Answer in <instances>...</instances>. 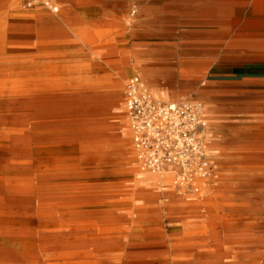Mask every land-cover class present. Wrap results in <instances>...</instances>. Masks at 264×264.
Here are the masks:
<instances>
[{
	"label": "rangeland",
	"instance_id": "374dc122",
	"mask_svg": "<svg viewBox=\"0 0 264 264\" xmlns=\"http://www.w3.org/2000/svg\"><path fill=\"white\" fill-rule=\"evenodd\" d=\"M58 1L70 6L77 24L71 28L75 34L61 39L58 53L50 51L47 74L63 91L57 96L79 100L77 107L69 108L71 121L63 129L86 133L98 127L108 135L105 139L112 152L107 164L99 155L89 164L84 153L74 163L83 172L95 170L90 176L95 183L88 188L92 194H110L111 227L123 231L114 239L121 243L122 264H198L196 252L180 238L183 230L199 232L212 224L238 227L236 220L227 218L240 210L264 209V163L255 156L264 150V140L255 135L264 130V68L225 56L226 42L217 36L211 22L215 16L209 13L214 0ZM229 1L236 7L247 2ZM7 2L24 14L34 13L35 9H23L19 0ZM103 20L117 27L99 25ZM119 44L126 48L119 49ZM140 57L148 61L154 75L142 76ZM122 58L129 68L121 81L123 118L111 105L112 81ZM134 75L149 87L156 102L203 105L207 127L201 141L211 173L196 184L197 191L171 184V195L165 197L163 185L153 181L157 200L134 202L144 194L138 181L156 175L141 170L131 146L124 86ZM97 99L104 105H88ZM121 125L127 131L133 167L121 163L114 149ZM85 142L81 139L79 144ZM216 197L221 198L215 201ZM240 226L250 227L249 222ZM178 245L182 251L172 253Z\"/></svg>",
	"mask_w": 264,
	"mask_h": 264
},
{
	"label": "bare ground",
	"instance_id": "6f19581e",
	"mask_svg": "<svg viewBox=\"0 0 264 264\" xmlns=\"http://www.w3.org/2000/svg\"><path fill=\"white\" fill-rule=\"evenodd\" d=\"M54 2L56 11L37 7L33 15L7 0L0 4V264H122L121 243L114 239L123 231L111 227L110 194H92L88 188L95 183L90 177L95 170L83 172L74 163L84 153L89 164L96 155L107 164L112 152L108 135L98 127L86 133L65 131L71 121L67 112L79 100L57 96L63 91L47 74L50 51L58 53L61 39L75 34L72 27L77 24L68 4ZM229 12L237 17L215 20L212 26L226 42L225 56L264 68V0H247L238 7L226 3L210 13ZM98 24L117 27L107 20ZM51 45L56 48L50 49ZM122 48L126 47L119 44ZM137 61L142 76L154 75L148 61L141 57ZM126 63L122 58L111 86V105L122 118ZM88 105L104 103L97 99ZM119 129L114 149L121 163L133 167L126 128ZM255 135L264 140V130ZM81 139L86 140L84 146ZM255 156L264 163V150ZM153 181L163 185L165 197L171 195L168 174L149 175L138 181L144 194L134 202L157 200ZM227 219L236 220L238 227L212 224L207 230L186 228L181 233L185 245L196 252L198 264H264V209L240 210ZM248 222L250 227L240 226ZM179 246L171 252H181Z\"/></svg>",
	"mask_w": 264,
	"mask_h": 264
},
{
	"label": "built area",
	"instance_id": "2783aa9c",
	"mask_svg": "<svg viewBox=\"0 0 264 264\" xmlns=\"http://www.w3.org/2000/svg\"><path fill=\"white\" fill-rule=\"evenodd\" d=\"M23 9L56 11L54 0H19ZM131 146L141 170L168 174L177 188L197 191L211 166L201 141L207 127L204 107L196 102H156L134 75L124 86Z\"/></svg>",
	"mask_w": 264,
	"mask_h": 264
},
{
	"label": "crops",
	"instance_id": "0c3cea01",
	"mask_svg": "<svg viewBox=\"0 0 264 264\" xmlns=\"http://www.w3.org/2000/svg\"><path fill=\"white\" fill-rule=\"evenodd\" d=\"M211 2H213V3H211ZM210 3H209V5H211L212 6V8H214L213 9V11L214 10H216V9H218V8H220V7H222V6H224L226 3H230L231 5H234L235 7H236V4H234V3H232L231 1H220V0H214V1H211ZM214 2L215 3H217V6H214ZM20 3V2H19ZM222 3H225V4H222ZM244 3H246V2H244ZM244 3L243 4H241V5H244ZM241 5H238V6H241ZM250 5V4H249ZM237 6V7H238ZM35 9V8H34ZM27 10V9H26ZM210 13V12H209ZM231 15H233V16H235V17H237V14H235V13H232V12H229V13H225V14H220V15H212V16H215V19H213V21H211V22H214L215 20H218V19H223V18H235V17H232ZM217 32H218V30H216Z\"/></svg>",
	"mask_w": 264,
	"mask_h": 264
}]
</instances>
